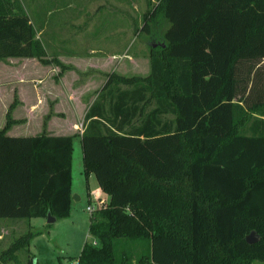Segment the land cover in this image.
I'll use <instances>...</instances> for the list:
<instances>
[{
	"label": "trees",
	"instance_id": "1",
	"mask_svg": "<svg viewBox=\"0 0 264 264\" xmlns=\"http://www.w3.org/2000/svg\"><path fill=\"white\" fill-rule=\"evenodd\" d=\"M144 75L106 73L82 115V170L108 195L74 264L264 260V0H156ZM45 57L20 0H0V58ZM0 128V217H66L72 134ZM253 231L255 239L246 241ZM40 229L0 251L16 260ZM26 264H36L33 255Z\"/></svg>",
	"mask_w": 264,
	"mask_h": 264
},
{
	"label": "crops",
	"instance_id": "2",
	"mask_svg": "<svg viewBox=\"0 0 264 264\" xmlns=\"http://www.w3.org/2000/svg\"><path fill=\"white\" fill-rule=\"evenodd\" d=\"M21 4L33 25L35 36L42 42L45 57H55L65 67L61 69L54 62L42 63L34 56H5L0 58V128L5 123L6 112L8 111L9 117L13 121L4 131L7 135L72 134L73 140V137L79 136L82 130L79 129L77 132L76 129L75 115L73 114L76 112V102L81 105L80 111L83 115L84 110L103 84L107 72L114 71L122 75L135 74L138 58L135 50L137 48L132 49V51L125 49L120 51L107 50L101 44L97 47L90 45V43L77 42L76 33H74V37L69 36L70 38H66V40L59 41L58 36L55 40V35L52 34L54 31L48 28V21L44 15L38 14V4L28 6H24L23 2ZM49 8L51 6L46 8L45 14L48 13ZM79 14L80 12L77 11V19ZM68 17L69 15L66 18L68 19ZM139 22V16L130 22L119 20L123 27L124 25L127 27L126 29L121 28L119 31L134 32L137 27L136 24ZM67 23L68 21L65 25ZM79 25L81 28L77 32H83L85 28L100 25V22L90 19L84 21L81 18ZM142 26L143 24L141 28H143ZM145 61L146 74L148 57L145 58ZM92 175L93 173L89 172L86 178ZM94 180L93 189H96L98 193L96 195L97 207L100 202L104 203L108 200V195L100 189L95 177ZM86 193L90 199L91 192L88 181ZM72 197L77 199L79 196L73 192L70 180V208ZM31 218L27 219L30 221ZM34 218L39 219L37 226H45L47 231L50 230V225L58 219L54 218L52 221H47L46 217L35 216ZM90 241L95 242L92 236ZM31 254L33 255V253ZM74 261L75 259H72L69 263L74 264Z\"/></svg>",
	"mask_w": 264,
	"mask_h": 264
},
{
	"label": "rangeland",
	"instance_id": "3",
	"mask_svg": "<svg viewBox=\"0 0 264 264\" xmlns=\"http://www.w3.org/2000/svg\"><path fill=\"white\" fill-rule=\"evenodd\" d=\"M24 6L38 4V14L44 15L48 21V28L54 31L55 40L59 41L74 37L76 33L77 42L90 43V45H102L107 50L120 51L122 49L132 51L136 49L137 64L136 73L144 75L146 72V61L150 45H158L163 41V30L168 25L167 20L161 13H157L154 19L147 18V25L141 28L144 22L143 15L156 0H22ZM69 2V4H67ZM48 13L45 14L47 7ZM77 11L80 12L78 19ZM69 15L68 19L66 18ZM139 16L140 22L134 32L119 31L127 27L119 23V20L130 22ZM81 18L84 21L98 20L100 25L85 28L83 32H77L81 28ZM71 22H70V20ZM68 23L65 25V23ZM70 24V25H68ZM82 31V30H81ZM63 32V33H62ZM62 33V34H61ZM64 38V39H63ZM98 47V46H97ZM148 67V66H147ZM261 68L264 70V61ZM148 71V70H147ZM128 72V71H127ZM127 75V74H126ZM81 105L76 102L75 123L77 132L82 127ZM71 183L73 192L79 197H72L70 214L64 218H58L50 225L47 231L45 226H37L38 218L0 217V251L4 249L15 237L26 230L40 229L35 234L27 248L16 250V260L0 258V264H26L28 256L36 259V264H72L70 260L78 254L83 241H90L87 233L89 212L85 206L96 207L97 190L93 189L94 176L86 178L82 170L81 145L79 136L72 140L71 152ZM87 181L91 192L90 199L87 196ZM72 196V193H71ZM92 210V211H93ZM91 211V212H92ZM131 264H137L132 255ZM250 264H264V260L253 259Z\"/></svg>",
	"mask_w": 264,
	"mask_h": 264
},
{
	"label": "water",
	"instance_id": "4",
	"mask_svg": "<svg viewBox=\"0 0 264 264\" xmlns=\"http://www.w3.org/2000/svg\"><path fill=\"white\" fill-rule=\"evenodd\" d=\"M53 219H54V217L51 216L49 213L46 215L47 221H52ZM254 239H255V235H254L252 230L245 235V240L248 242L253 241Z\"/></svg>",
	"mask_w": 264,
	"mask_h": 264
},
{
	"label": "built area",
	"instance_id": "5",
	"mask_svg": "<svg viewBox=\"0 0 264 264\" xmlns=\"http://www.w3.org/2000/svg\"><path fill=\"white\" fill-rule=\"evenodd\" d=\"M82 128H80V130H81ZM101 203V202H100ZM85 208H86V210L90 213L92 210H93V207H92V205H90V204H87L86 206H85Z\"/></svg>",
	"mask_w": 264,
	"mask_h": 264
}]
</instances>
